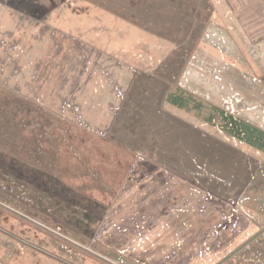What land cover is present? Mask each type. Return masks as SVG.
Here are the masks:
<instances>
[{
	"label": "rangeland",
	"instance_id": "374dc122",
	"mask_svg": "<svg viewBox=\"0 0 264 264\" xmlns=\"http://www.w3.org/2000/svg\"><path fill=\"white\" fill-rule=\"evenodd\" d=\"M227 1L0 0L69 38L32 79L0 37V264H264V43Z\"/></svg>",
	"mask_w": 264,
	"mask_h": 264
},
{
	"label": "crops",
	"instance_id": "0c3cea01",
	"mask_svg": "<svg viewBox=\"0 0 264 264\" xmlns=\"http://www.w3.org/2000/svg\"><path fill=\"white\" fill-rule=\"evenodd\" d=\"M4 1H5L4 4L6 6L9 5L11 7H14V9H16V11H17L16 12V11H14L13 8H10V12H8V16H9V14H11V17L15 16L16 15V14H14V12H15V13H19L17 15L25 14L26 17L29 16L28 17L29 19L36 17V15L33 13L38 11V9H36V8L34 9L33 6L31 7V9L29 8V10H27L28 7L26 9H24L23 7H20L19 4H13L12 3L13 0L12 1L4 0ZM224 5L228 8V10H230L231 14L236 15V17H234V19L236 21V24L241 23L240 24L241 25L240 30H244L246 32L247 37H242L243 40L247 39L246 40L247 42L249 41L256 46L264 43V33H258L259 31H264V0H256V1L255 0H228ZM31 10L33 13L31 12ZM39 10H41V8ZM53 15H57V14H53ZM31 20H33V19H31ZM18 27H19V29H21V28L23 29V31L21 32V35L16 33V31L18 30ZM18 27L15 24V27H14L15 29L13 27H10V26L7 29L1 28L0 29L1 30L0 37H3L4 43L8 49H11L12 47H14L16 45L15 43H18L22 46V48L24 49L23 53H25V55L23 56V58H21V60H24L26 62V64H27L26 68L30 67V70H31L30 72H32L31 78L32 79L39 78V75H38L36 68L40 67V69H42L40 66V64L42 63L41 62L42 60H39V58L41 56L44 57L45 55H47L50 52L49 49H47L49 46L48 44L51 42V45L54 46L56 48V50L63 48L64 45L66 43H68V41H67L69 39L68 35L65 38V32L61 29H58V27L56 25H53L52 17H50L49 20L48 19L45 20L44 23H39V24H36V23H34V24L20 23V24H18ZM60 36H62V40H63L62 44L60 43ZM231 38L233 41H238L239 43L242 42V39H240L239 36L235 37L233 35V36H231ZM16 40H18V41H16ZM33 41H41L42 46H40L41 49L39 51H37L36 48L33 49L31 47V43ZM72 42L74 43L73 40H72ZM260 42H262V43H260ZM44 47L46 49H44ZM71 48H72V46H71ZM42 49H44V50H42ZM1 50H2V53H4V49H1ZM84 51H85V49H83L80 52V54L84 53ZM4 57H5V55H4ZM35 57H38L37 58L38 60H35L34 59ZM12 60L13 59H10V60L8 59L7 63L12 62ZM21 60H19V61L22 62ZM28 62L30 63V66H29ZM0 66H1V63H0ZM2 71H3V68H2ZM124 71H126V70H124ZM1 73L2 72H0V76H1ZM78 75L80 76L79 73H78ZM94 75L98 76L97 74H94ZM100 77L102 79H104L103 76H100ZM8 78H9V80L15 79V77H8ZM90 78H92V76ZM86 87L88 88V90H84V92H87L88 95H90V96H97V95L99 96L103 90V89H98V86L97 87L92 86L91 83H88V85H86ZM96 89H98V92H96ZM76 91H78V90H76ZM80 92H83V91H80ZM94 92H96V94L93 95ZM93 103H95V102H93ZM123 220H124L125 224H129L128 223L129 221H127V219H123ZM5 251H7L6 253L8 254V250H5ZM2 253H4V251H2ZM6 264H8V261L6 262Z\"/></svg>",
	"mask_w": 264,
	"mask_h": 264
},
{
	"label": "built area",
	"instance_id": "2783aa9c",
	"mask_svg": "<svg viewBox=\"0 0 264 264\" xmlns=\"http://www.w3.org/2000/svg\"><path fill=\"white\" fill-rule=\"evenodd\" d=\"M58 229H59V228H58ZM58 229H57V230H58ZM58 234L61 235V236H63L64 238H66V236L63 235L62 233L58 232Z\"/></svg>",
	"mask_w": 264,
	"mask_h": 264
},
{
	"label": "flooded vegetation",
	"instance_id": "af4514ba",
	"mask_svg": "<svg viewBox=\"0 0 264 264\" xmlns=\"http://www.w3.org/2000/svg\"><path fill=\"white\" fill-rule=\"evenodd\" d=\"M4 254V253H3Z\"/></svg>",
	"mask_w": 264,
	"mask_h": 264
}]
</instances>
